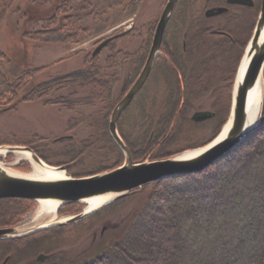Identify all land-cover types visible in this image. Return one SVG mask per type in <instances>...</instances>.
Listing matches in <instances>:
<instances>
[{"label":"rangeland","instance_id":"374dc122","mask_svg":"<svg viewBox=\"0 0 264 264\" xmlns=\"http://www.w3.org/2000/svg\"><path fill=\"white\" fill-rule=\"evenodd\" d=\"M222 2L181 0L175 7L165 29L157 62L140 94L121 118L122 134H119L136 152L134 164L173 159L187 151L204 148L227 123L234 77L243 52L232 80L227 82L221 81L230 72L225 54L204 47V57H211L212 81L207 82L205 76L203 80L197 79L196 86L195 80L192 82L190 92L193 94L184 123L175 128L181 110L178 108L166 135L159 138L152 134L160 130L155 125L168 110L164 101L170 78L167 69L171 64H166L168 58L165 56L177 54L180 50L183 52L185 36L203 29H208L210 33L222 30L234 39L244 41L255 16L248 39L252 34L260 0H253V10L232 6L223 16L204 17L205 10L223 6ZM165 3L166 0H139L135 3L132 0H0V53L4 56V59H0V74L8 84L17 88L13 102L0 106V148H27L46 165L64 167L67 175L73 178L97 175L112 170L104 169L119 167L120 156L106 134L104 117L107 106L120 97L123 84L132 79L135 66L151 42ZM125 31H128L125 36L112 40L95 56L92 55L102 42ZM180 55L182 58L183 55ZM85 66L96 68L98 75L109 83L106 90L59 88L51 90L41 99L25 101L35 87ZM34 70L40 71L26 83L19 81L23 73ZM92 97L93 100L86 103ZM60 99H65L66 104L58 103ZM263 105L262 96L259 117L262 122ZM195 113H207L211 117L204 122H191ZM258 134L264 135V126ZM158 154L160 158H154ZM0 163L18 174L31 173L30 163L11 153L0 157ZM98 171L100 173L95 174ZM181 177L184 176L165 179ZM155 184L146 185L141 192L136 193L140 188L134 191L136 194L129 193L95 211L75 223L76 226H63L68 228L62 230H53L57 228L53 227L24 237L32 239L31 242L36 241L34 248L29 244L25 251L20 250L19 246L18 253L14 248L13 264L91 263L105 252L109 243L117 241L124 234L148 198L158 189L153 186ZM18 200L24 202L17 207L13 225L9 228L20 230L31 225L37 203ZM73 204L71 207H61L57 218L61 220L77 213L79 215L84 205ZM9 218V214L2 211L0 221ZM47 231L50 233L44 234ZM5 250L0 245V264L8 258ZM38 254L48 259L36 261Z\"/></svg>","mask_w":264,"mask_h":264},{"label":"trees","instance_id":"16d2710c","mask_svg":"<svg viewBox=\"0 0 264 264\" xmlns=\"http://www.w3.org/2000/svg\"><path fill=\"white\" fill-rule=\"evenodd\" d=\"M132 1L135 3L139 0ZM180 2L181 0L177 5ZM254 20L255 16L252 18V24ZM250 28L247 38L241 42L222 30L213 33H210L208 29L199 30L185 36L183 52L180 50L177 54L165 56L169 59L165 60L168 62L166 64L168 66L171 64L167 69L168 78H170L167 81L168 95L164 101L168 110L155 125L160 127V130L153 131V135H158L159 138L166 135L173 124V117L178 108L181 110H179L180 116L178 115L175 128L177 129L178 124L185 122L193 94L190 88L194 80V86L197 79L203 80L205 76L207 82L212 81L211 57H204L202 54L204 47L214 48L225 54L226 65L230 68V72L221 81L232 80L235 66L248 40ZM149 45L148 43L146 53L135 66L132 79H129V82L126 80L125 90L143 67ZM180 54L183 55L182 58ZM0 59H4L1 53ZM156 62L157 60L154 66ZM39 71L23 73L19 81L26 83ZM98 74L94 66H85L81 70L35 87L29 92L25 101L41 99L51 90L59 88L79 87L104 91L109 83H106ZM16 89L0 74V106L13 102L16 98ZM120 97L113 104H108L104 117L107 138L112 145L114 143L108 135L107 125L110 114ZM92 100L93 97L86 103ZM57 102L66 104L65 99ZM123 115L117 124L119 133ZM262 126L264 121L235 151L202 173L185 175L179 179H163L161 183L153 185L158 189L156 188L154 194L148 198L142 210L127 226L124 234L117 241L109 243L105 252L89 264H264V135L258 134ZM123 141L131 153L132 161L135 162L136 152L125 139ZM115 148L122 164L123 157L116 146ZM159 154L154 158H160ZM113 168L103 171L113 170ZM97 173L100 171L95 174ZM143 188L136 193L141 192ZM2 200L0 216L3 211L7 212L10 218L0 221V229L13 225L17 207L24 202L18 199ZM71 205L74 204L63 207H71ZM62 228L68 227L53 230H62ZM47 233L50 231L44 234ZM25 238L0 241V245L6 249L5 253L8 252L6 257L8 262L10 260L9 264H13L15 250L18 253L19 246L20 250H25L29 244L33 247L36 243V241L31 242L30 238ZM41 255L43 254H38L37 258Z\"/></svg>","mask_w":264,"mask_h":264},{"label":"water","instance_id":"95a60500","mask_svg":"<svg viewBox=\"0 0 264 264\" xmlns=\"http://www.w3.org/2000/svg\"><path fill=\"white\" fill-rule=\"evenodd\" d=\"M177 1L178 0L166 1L156 23L144 66L125 96L114 107L110 116L108 134L113 143L122 153L123 164L114 170L81 178L70 177L67 175L64 167H53L58 171L64 172L66 175L65 179L53 182L30 181L27 179L11 177L0 170V200L23 199L34 202L38 200H54L59 203L60 208L66 204L81 203L82 201L93 197L106 195L112 196L108 202L104 203L99 209H97L100 210L103 207L117 202L129 193L164 178L193 175L205 171L214 163L234 151L261 125L260 120L253 126L247 124L245 107L249 90L253 88L259 78L262 79L264 71V0H261L260 11L254 32L248 44V46L251 45L252 50L249 54L246 69L239 84L236 86L235 91L232 88L231 112L228 118L229 124L224 137L215 141V143H210L199 154L190 159L173 158L140 164H134L132 162L128 148L118 135L117 123L121 114L129 106L144 85L151 72L155 59L160 54L163 35ZM229 3L241 4L239 0H232L229 1ZM223 12H226V10L221 8L208 10L205 13V17L216 16ZM127 32L128 31H125L120 35L105 40L96 47L92 55L95 56L109 42L118 37L125 36ZM209 118L210 115L207 113H196L191 119L195 122H201ZM7 148H10V150L27 151L31 153L34 162L41 163V160L27 148ZM94 212L95 211L92 213ZM92 213H80L79 215L66 218L63 222L51 225L47 228L71 225L82 221ZM47 228L31 230L20 235H17V231H19L17 229H0V241L28 236L46 230ZM6 262L7 259L2 264H5Z\"/></svg>","mask_w":264,"mask_h":264},{"label":"bare ground","instance_id":"6f19581e","mask_svg":"<svg viewBox=\"0 0 264 264\" xmlns=\"http://www.w3.org/2000/svg\"><path fill=\"white\" fill-rule=\"evenodd\" d=\"M177 3L175 4V7ZM251 50H252V47L250 45L246 48V51L243 53L242 58L238 64L236 76L234 77V87H233L234 91H235L236 86L239 84L243 76V73L246 69V65L248 63L249 54ZM141 90L134 97L133 102L138 97ZM231 94H232V91H231ZM262 96H263V81L261 78H259L257 82L255 83V85L253 86V88L249 90L247 94L245 113H246L247 124L249 126L256 125L257 121L259 120L260 113H261V107H262ZM124 113H122V115ZM228 124L229 123L227 122V124L224 126L221 133L218 134V136L214 139L212 143H215V141H218L224 137L227 131ZM203 149L205 148H199L196 150L187 151L181 154L180 156H178L177 158L190 159L196 156L197 154H199ZM10 153L14 154L16 157L20 158L21 160H25L28 163H30L31 173L27 175L18 174V173L8 170L7 168H5V166L2 163H0V170L1 172L6 173V175H9L11 177H16V178L27 179L30 181H40V182H53V181H59V180L66 178V175L64 174V172L58 171L54 169L53 167L46 165L42 161H41L42 164L34 162L32 159L31 153L27 151L10 150V148H7V147L0 148V157H5L9 155ZM111 197L112 196L106 195V196L93 197V198H89V199L82 201L81 203L84 205L83 213L89 214V213H92L93 211H96L104 203L108 202L111 199ZM36 203H37V208L33 215L31 225L29 227H25L17 231V235L25 234L35 229L47 228V227H50L51 225H55L57 223L64 221V220H59L57 218V213H58L57 211L59 209L58 202L54 200H38L36 201Z\"/></svg>","mask_w":264,"mask_h":264},{"label":"flooded vegetation","instance_id":"af4514ba","mask_svg":"<svg viewBox=\"0 0 264 264\" xmlns=\"http://www.w3.org/2000/svg\"><path fill=\"white\" fill-rule=\"evenodd\" d=\"M211 1H223L222 3H223V6H217V7H226L227 8V12H228V8L229 7H232V6H238V7H240V8H242V9H246V10H253L254 8H255V4L253 3V0H250L249 2L248 1H246V0H243L244 2H243V4L244 5H246V6H239V5H229L228 4V1L229 0H211ZM260 2H261V0H260ZM260 2H259V5H260ZM250 3H251V5H250ZM259 5H258V7H259ZM210 8H216V7H210ZM227 12L225 13V14H227ZM225 14H222V15H220V16H223V15H225ZM44 261H46V260H44ZM40 262H42V261H40Z\"/></svg>","mask_w":264,"mask_h":264}]
</instances>
